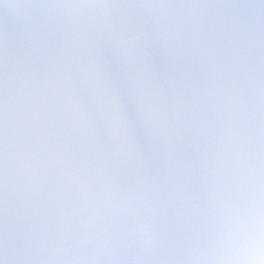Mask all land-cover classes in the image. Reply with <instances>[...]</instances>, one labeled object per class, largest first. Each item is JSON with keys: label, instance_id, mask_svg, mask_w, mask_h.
<instances>
[{"label": "snow or ice", "instance_id": "obj_1", "mask_svg": "<svg viewBox=\"0 0 264 264\" xmlns=\"http://www.w3.org/2000/svg\"><path fill=\"white\" fill-rule=\"evenodd\" d=\"M0 264H264V0H0Z\"/></svg>", "mask_w": 264, "mask_h": 264}]
</instances>
